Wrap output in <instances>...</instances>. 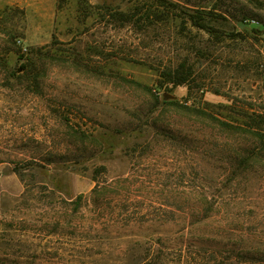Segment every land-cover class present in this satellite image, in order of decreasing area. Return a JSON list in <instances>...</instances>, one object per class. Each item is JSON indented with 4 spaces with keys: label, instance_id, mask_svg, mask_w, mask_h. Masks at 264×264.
Returning <instances> with one entry per match:
<instances>
[{
    "label": "rangeland",
    "instance_id": "rangeland-1",
    "mask_svg": "<svg viewBox=\"0 0 264 264\" xmlns=\"http://www.w3.org/2000/svg\"><path fill=\"white\" fill-rule=\"evenodd\" d=\"M165 1L0 0V264H264V0Z\"/></svg>",
    "mask_w": 264,
    "mask_h": 264
},
{
    "label": "trees",
    "instance_id": "trees-1",
    "mask_svg": "<svg viewBox=\"0 0 264 264\" xmlns=\"http://www.w3.org/2000/svg\"><path fill=\"white\" fill-rule=\"evenodd\" d=\"M156 1L157 5L159 7H164L166 9H169V3L165 0H154ZM200 29H207L206 26L203 24H197ZM25 71L27 69L26 66H23ZM26 67V68H25ZM164 77L169 79L171 83H173L174 86H181V85H187L190 83L192 79V72L189 67H187L185 64H180L178 68L175 70H172L166 75L164 74ZM146 90L151 91L150 88L145 87ZM172 105L176 107H180L178 104L172 103ZM186 111H190L189 108H186L184 106H181ZM197 113V111H195ZM200 115L207 119H212L209 114H206L204 112H198ZM248 122L243 128H237L236 126H233L231 124L219 122L218 127L219 130L231 132V133H240L242 137H246L253 141L255 144L260 143L259 149L257 150H252L251 148L246 150V153H248V156L244 159V166L249 167L250 166V161L253 160L256 155L258 156L259 154H256V151L259 152L260 154L264 151V116L262 115H251L247 116ZM216 121V120H215ZM30 169H36L34 165H28ZM21 170L23 168L21 165L17 164L14 168V171L16 173H21ZM130 189L128 179H122V180H117L112 183H103V184H98V187L92 192L93 194L98 193V208L99 210L105 212L107 208L113 209V215L112 217L116 216L117 210L120 208L122 204L129 203V195L125 194L128 193ZM125 191V193H124ZM195 197L198 200L199 210L196 212L188 213L187 215L190 217H194L195 221L194 222H201L207 218H209L212 213H213V204L210 202L211 199L206 196L205 194L198 192ZM114 203V207H112ZM106 215H109V212H105ZM117 219H119V215L117 216ZM127 230V229H126ZM133 230V229H131ZM133 253V252H132ZM158 254H162V251H160ZM134 255V254H133ZM133 257V256H132ZM160 260V257L155 258L152 257V259L145 258L141 259L138 258L137 262L135 264H159L163 262H158Z\"/></svg>",
    "mask_w": 264,
    "mask_h": 264
}]
</instances>
